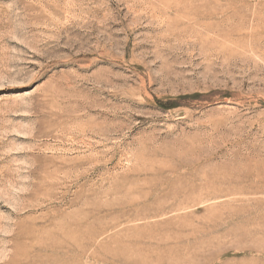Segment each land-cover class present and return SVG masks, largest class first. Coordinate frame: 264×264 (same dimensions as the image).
<instances>
[{
    "label": "rangeland",
    "instance_id": "rangeland-1",
    "mask_svg": "<svg viewBox=\"0 0 264 264\" xmlns=\"http://www.w3.org/2000/svg\"><path fill=\"white\" fill-rule=\"evenodd\" d=\"M0 264H264V0H0Z\"/></svg>",
    "mask_w": 264,
    "mask_h": 264
}]
</instances>
